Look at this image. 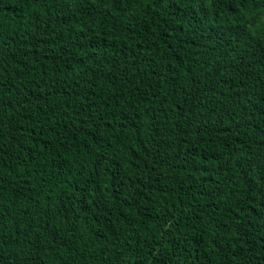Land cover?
I'll list each match as a JSON object with an SVG mask.
<instances>
[{
	"label": "trees",
	"instance_id": "16d2710c",
	"mask_svg": "<svg viewBox=\"0 0 264 264\" xmlns=\"http://www.w3.org/2000/svg\"><path fill=\"white\" fill-rule=\"evenodd\" d=\"M0 264H264V0H0Z\"/></svg>",
	"mask_w": 264,
	"mask_h": 264
}]
</instances>
